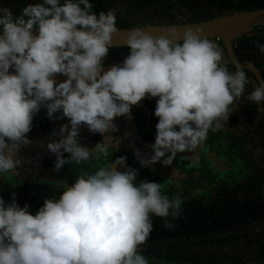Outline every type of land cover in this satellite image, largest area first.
I'll return each instance as SVG.
<instances>
[{
	"label": "clouds",
	"instance_id": "obj_1",
	"mask_svg": "<svg viewBox=\"0 0 264 264\" xmlns=\"http://www.w3.org/2000/svg\"><path fill=\"white\" fill-rule=\"evenodd\" d=\"M92 9L90 0H36L18 15L0 6V174L25 163L18 149L30 143L25 134L41 108L49 120H67L60 138L46 144L59 172L65 164L91 167L93 159L109 157L119 140L109 135L118 131L114 118L131 119V107L146 97L156 98L158 119L151 155L133 152L141 167L172 165L177 153H194L209 130L226 127L242 96L264 102V80L245 96L250 81L242 65L229 71L222 50L200 28L178 34L170 27L153 36L134 27L124 42L127 55L103 71L117 10ZM254 46L264 53V43ZM57 73L66 79L56 82ZM81 127L103 137L91 151L80 142ZM137 175L118 156L65 182L58 198L44 199L35 213L17 204L14 191L8 201L0 197V264H148L138 247L152 231L150 215L178 217L182 201Z\"/></svg>",
	"mask_w": 264,
	"mask_h": 264
},
{
	"label": "trees",
	"instance_id": "obj_2",
	"mask_svg": "<svg viewBox=\"0 0 264 264\" xmlns=\"http://www.w3.org/2000/svg\"><path fill=\"white\" fill-rule=\"evenodd\" d=\"M34 2L0 0V6L9 7L18 15L27 3ZM90 3L97 14L116 9V29L198 23L264 9V0H90ZM254 42L264 43V28L234 39L233 55L240 64L252 62L264 80V53L258 51ZM217 45L222 50V62L226 63L223 44ZM127 53L126 46L110 47L102 66L120 64ZM226 64L229 71L234 70ZM246 75L250 83L245 86V96L258 84L249 71ZM155 100L146 97L140 105L154 110ZM237 103L226 127L214 133L230 134L232 141L225 143L234 149L247 176L226 184L211 201L196 197L182 202L178 217L150 215L152 231L138 247L148 264H264V105L244 100L243 96ZM45 112L41 108L34 116L33 127L26 136L50 129L58 122L59 119L49 120ZM61 121L67 122L66 118ZM13 191L17 204L21 207L27 204L30 213H35L44 199H56L61 192L45 183L10 184L0 179V197L8 201ZM165 220L170 222V228L163 226Z\"/></svg>",
	"mask_w": 264,
	"mask_h": 264
},
{
	"label": "flooded vegetation",
	"instance_id": "obj_3",
	"mask_svg": "<svg viewBox=\"0 0 264 264\" xmlns=\"http://www.w3.org/2000/svg\"><path fill=\"white\" fill-rule=\"evenodd\" d=\"M262 27L264 26L253 27L252 31L259 30ZM153 112L154 110L140 105L139 102L138 105H134L130 109L131 119H127L124 116L114 118L113 123L118 131L109 133V135L119 137V140L118 143L112 145L114 149H109V157L102 158L101 161L93 159L91 167L72 163L65 164L59 172H53L55 155L47 151L46 144L60 138L59 126L67 122L59 119L50 129H40L27 134L26 137L30 140V143L22 145L17 153L18 156L23 158L25 163L15 168L12 174H4L12 176L17 174L18 176L20 175L19 178L22 182L45 183L62 191L65 182L71 184L82 173L91 174L98 165H103L111 159L115 160L118 156H125L126 164L138 170L137 181L149 180L158 182L161 184L162 194L168 195L170 199L179 198L182 202L196 197H203L207 201H211L226 184L234 182H226L224 178L220 179V170L214 171L211 164L212 162H221L222 158L232 156L236 164H239V167L242 166L236 157L234 149L229 148L227 143H225L229 139L232 141L230 134L223 131L214 133L209 130L206 141L199 145L194 153H177L172 165L164 166L160 162H156L147 167H141L133 152L140 150L142 154L151 155V150L148 146L154 143L155 124L158 119L154 117ZM230 121L233 122L232 120ZM79 136L80 142L90 151L97 143L103 140L102 136L91 134L86 127H81ZM64 155L67 156L68 154L64 153ZM193 156L198 157V159L193 160ZM34 161L35 163H33ZM117 170L123 172L125 169L117 166ZM242 173V177L247 176L246 170ZM242 177L240 180L243 179ZM12 178L14 179V177ZM1 180L7 182V178ZM198 189L203 190L204 194L197 192Z\"/></svg>",
	"mask_w": 264,
	"mask_h": 264
},
{
	"label": "water",
	"instance_id": "obj_4",
	"mask_svg": "<svg viewBox=\"0 0 264 264\" xmlns=\"http://www.w3.org/2000/svg\"><path fill=\"white\" fill-rule=\"evenodd\" d=\"M262 15H264V9L247 14L240 13V14L218 17L205 22L179 24V25H160V26L147 25L139 28H142L145 32L153 36L163 34L170 27H176L178 34H182L185 28H192L193 30H195L196 28H200L202 29V34L208 37L210 40L222 41L223 47L227 55L226 63H228L234 68V64L239 62L235 59L233 55L232 45H231L232 42L234 41V39H236L237 37L243 34H249L253 29V23ZM130 29H117L116 35H114L111 38V45H112L111 47L125 46L124 42L127 33ZM32 32L34 35L37 34V30L35 28L32 30ZM241 65L243 71L251 72L257 83H259L260 80H263L260 71L252 64V62H245L244 64ZM116 66H119V64L102 66V68L103 71H108L110 70L111 67H116ZM54 79L56 80V82H62L64 79H66V76L57 73L54 74Z\"/></svg>",
	"mask_w": 264,
	"mask_h": 264
},
{
	"label": "rangeland",
	"instance_id": "obj_5",
	"mask_svg": "<svg viewBox=\"0 0 264 264\" xmlns=\"http://www.w3.org/2000/svg\"><path fill=\"white\" fill-rule=\"evenodd\" d=\"M260 25L264 26V15L260 16V18L253 23V27H258ZM262 28H264V27H262ZM215 42L218 44L222 43V41H220V40H215ZM232 158H233L232 156L227 157V158L225 157V158L221 159V162H218V163L212 162L211 163L214 171H218V169L220 170V175H221L220 179L224 178V179H226V182H231V181H235L237 179L238 180L241 179L242 174H243L242 172H245L244 168L242 166L239 167V164H236L235 160H233ZM12 177H14V179ZM19 177H20V175L18 176L17 174H14V176L2 174L0 176V179L7 178L8 183L15 184V183L22 182V180ZM197 192L204 194L203 190H201V189L200 190L198 189ZM192 193L195 194L194 191H192Z\"/></svg>",
	"mask_w": 264,
	"mask_h": 264
}]
</instances>
